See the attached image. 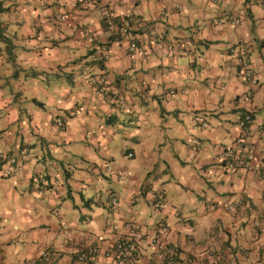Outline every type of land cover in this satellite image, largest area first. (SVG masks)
Masks as SVG:
<instances>
[{
    "label": "crops",
    "instance_id": "crops-1",
    "mask_svg": "<svg viewBox=\"0 0 264 264\" xmlns=\"http://www.w3.org/2000/svg\"><path fill=\"white\" fill-rule=\"evenodd\" d=\"M3 1L0 264H264V0Z\"/></svg>",
    "mask_w": 264,
    "mask_h": 264
},
{
    "label": "built area",
    "instance_id": "built-area-1",
    "mask_svg": "<svg viewBox=\"0 0 264 264\" xmlns=\"http://www.w3.org/2000/svg\"><path fill=\"white\" fill-rule=\"evenodd\" d=\"M86 1V0H81ZM104 18L106 21V26L108 28V30L110 31H114L116 30V23L111 15L110 12L105 11L104 12ZM123 31H125V29H121ZM130 49L134 50L135 49V44L131 43L130 44ZM244 80L248 81L251 80V75L249 74V72L246 70L244 71ZM97 92L100 95H106L107 98L109 99V101L113 104H115V106L117 107H123L124 106V99L121 96L120 92L115 90V89H111L108 86H106L105 84H102L98 86L97 88ZM250 120V115L246 114L244 116V118L242 119V123L244 124V122L246 123L247 121ZM62 122H59L58 124H61ZM239 143V142H238ZM241 144H238V147ZM127 158H131L132 157V153H127L126 154ZM221 157L223 158H227V157H232L233 161L231 166L232 167H237L239 165L240 162V156L238 154V150L236 149V147H229L226 148L225 150H223V153L221 154ZM5 159V156L3 154L0 153V166L2 165L3 161ZM12 161H14V158H11ZM10 173V171L8 172ZM117 199L113 198L112 202L116 203ZM221 207L224 210H232L234 208V205L231 203H227V204H222ZM130 226L131 228V236H124L121 237L120 239H118L115 244H114V250H115V258L117 261V264H134L136 262V255L134 253V242L135 239L139 236V227L131 224L130 222L127 224V226ZM162 232H158L157 234L152 236L151 242L155 245L156 247V253H157V257L158 260L155 264H176V259L178 257V252L175 248L168 246L163 239L161 238V235L167 231V226H163L161 228ZM93 253H90L89 255H82L81 259H83L84 261H88L91 257H92ZM44 258H46V253H42L40 256H38L37 259H31L29 260L26 264H37L39 261L43 260Z\"/></svg>",
    "mask_w": 264,
    "mask_h": 264
},
{
    "label": "trees",
    "instance_id": "trees-1",
    "mask_svg": "<svg viewBox=\"0 0 264 264\" xmlns=\"http://www.w3.org/2000/svg\"><path fill=\"white\" fill-rule=\"evenodd\" d=\"M5 10H6V8H5V5H4V1L3 0H0V41L5 40L7 38V36H6V29H5V27L3 25V22L1 20V14Z\"/></svg>",
    "mask_w": 264,
    "mask_h": 264
}]
</instances>
